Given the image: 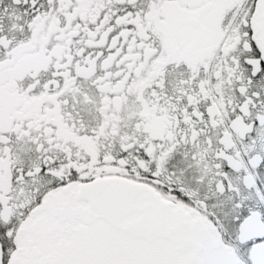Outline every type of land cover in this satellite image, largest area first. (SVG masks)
Here are the masks:
<instances>
[{"label": "snow or ice", "instance_id": "6c2138e0", "mask_svg": "<svg viewBox=\"0 0 264 264\" xmlns=\"http://www.w3.org/2000/svg\"><path fill=\"white\" fill-rule=\"evenodd\" d=\"M0 264H264V0H0Z\"/></svg>", "mask_w": 264, "mask_h": 264}]
</instances>
